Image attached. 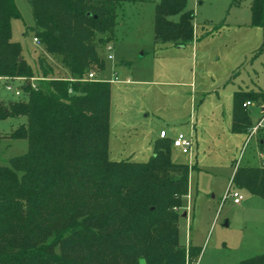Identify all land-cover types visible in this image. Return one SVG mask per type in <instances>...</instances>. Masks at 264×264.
<instances>
[{
	"label": "trees",
	"instance_id": "trees-1",
	"mask_svg": "<svg viewBox=\"0 0 264 264\" xmlns=\"http://www.w3.org/2000/svg\"><path fill=\"white\" fill-rule=\"evenodd\" d=\"M26 1L34 36L60 56L69 76H49L53 70L43 58L26 60L11 39V20L21 13L14 0H0V77L47 78L37 89L28 79L20 82V95L0 112L25 118L10 137L27 141L25 153L0 165V264H185L186 256L199 253L179 244L175 209L188 194V164L170 160L172 140L163 137L145 162L109 160L110 81L82 79L104 70L99 50L109 42L102 44L116 9L137 0ZM184 5H155V41L192 40L193 14ZM250 11L251 23L264 28V0H251ZM174 13L178 20L170 18ZM245 101L264 105V91H234V132L251 126ZM258 144L264 147V132ZM232 182L264 197V164L237 166ZM263 262L264 252L239 264Z\"/></svg>",
	"mask_w": 264,
	"mask_h": 264
},
{
	"label": "rangeland",
	"instance_id": "rangeland-1",
	"mask_svg": "<svg viewBox=\"0 0 264 264\" xmlns=\"http://www.w3.org/2000/svg\"><path fill=\"white\" fill-rule=\"evenodd\" d=\"M14 1L21 17L11 20V39L21 44L23 56L30 64L43 58L52 67L51 77H68L60 56L33 42L27 1ZM159 1L117 7L112 33L102 43L109 41L113 59H106L103 71L91 70L97 78H117L110 81L107 156L111 161L145 162L161 129L169 142L179 133L190 138V153L169 145L170 160L189 166L188 194L175 210L180 216L179 244L196 246L199 253L191 260L186 256L185 264H239L264 252V197L236 187L232 171L237 165H259L264 147L255 136L244 143V132L225 127L234 90L264 91V28L251 23V0H185L184 9L193 14L192 40L180 47L155 41ZM170 18L178 20L179 13ZM99 52L105 54L103 48ZM7 81L0 77V112L18 98L6 89ZM24 120L0 115V165L27 151L25 139L10 137ZM263 132L253 135L260 138ZM232 190L242 195L239 204L227 196Z\"/></svg>",
	"mask_w": 264,
	"mask_h": 264
},
{
	"label": "built area",
	"instance_id": "built-area-1",
	"mask_svg": "<svg viewBox=\"0 0 264 264\" xmlns=\"http://www.w3.org/2000/svg\"><path fill=\"white\" fill-rule=\"evenodd\" d=\"M33 42L35 44H40V41L38 39V37L33 36ZM111 44L110 43H106L104 45V50H105V59L107 60H112L113 59V55L111 53ZM6 80H8L5 83V87L8 90H14V94L16 96L20 95V88L18 86V84L26 79H28L30 81V86L34 89L38 88V82L40 80H45L47 79L46 77H42V76H31L29 78H25V77H16L13 78L15 80H17L16 82H18L17 84H14L13 81H11V79L9 80L7 77H4ZM12 79V80H13ZM83 80H107L106 78L102 77V78H97L96 74L94 71H89L87 73L86 76H84V78H82ZM72 80H74L72 78ZM117 81V78L114 77V79H110V81ZM250 101H245L243 103L244 106L249 105ZM264 128V109H263V115L249 128L248 131V135L252 136L253 134L257 133L258 130ZM165 133L164 131H160L159 132V137H164ZM192 141L190 138L185 137L183 134L179 133L173 140H172V145L175 147H178L181 149V151L183 153H190L191 152V148H192ZM227 196H229L230 198H232L233 203L238 204L240 203V200L242 199V195L237 191V190H232V191H228L227 192ZM222 199H225V197H222Z\"/></svg>",
	"mask_w": 264,
	"mask_h": 264
},
{
	"label": "crops",
	"instance_id": "crops-1",
	"mask_svg": "<svg viewBox=\"0 0 264 264\" xmlns=\"http://www.w3.org/2000/svg\"><path fill=\"white\" fill-rule=\"evenodd\" d=\"M180 46L181 45H179V47ZM239 90L247 91V89H241V88L240 89H236L234 91H239ZM234 91H233V93H234ZM233 93H232V103H233ZM232 103H231V108H230V111H229V114H228L227 127H225V130L226 131H229V132H234L233 130H231V123H232ZM246 109L249 112L250 120H251V126H252L263 115L264 105L263 104H257L255 102L251 101L249 105H246ZM249 128L246 131H243L245 133V135H246L245 140H244V143L251 137V136L248 135ZM168 130H169V132H174V131H171V128L170 127L168 128ZM160 131H163V129H161ZM263 131H264V128L258 130L257 133L258 132H263ZM164 133H165V136L163 138H166L167 137L166 131H164ZM252 136H255V141H256V143H258L259 138H257V135H252ZM158 138H160L159 137V133H158ZM258 146H259V144H258ZM261 155H262V153H260V155H259L260 156V160H261L260 163H259V165H251V166H262L264 164V156H261ZM245 165H247V164H245ZM237 166H239V165H237ZM237 166L233 167L232 176H233L234 171H235V169H236ZM232 176H231V178H232ZM185 216H186V214H185Z\"/></svg>",
	"mask_w": 264,
	"mask_h": 264
},
{
	"label": "water",
	"instance_id": "water-1",
	"mask_svg": "<svg viewBox=\"0 0 264 264\" xmlns=\"http://www.w3.org/2000/svg\"><path fill=\"white\" fill-rule=\"evenodd\" d=\"M22 57L21 56H18V60H20ZM186 212H183L182 213V216H185Z\"/></svg>",
	"mask_w": 264,
	"mask_h": 264
}]
</instances>
